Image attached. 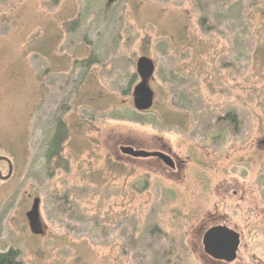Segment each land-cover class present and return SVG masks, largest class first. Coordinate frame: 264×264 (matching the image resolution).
I'll return each mask as SVG.
<instances>
[{"label": "rangeland", "instance_id": "obj_1", "mask_svg": "<svg viewBox=\"0 0 264 264\" xmlns=\"http://www.w3.org/2000/svg\"><path fill=\"white\" fill-rule=\"evenodd\" d=\"M263 141L264 0H0V252L206 264L213 214L240 230L236 264H264Z\"/></svg>", "mask_w": 264, "mask_h": 264}, {"label": "water", "instance_id": "obj_2", "mask_svg": "<svg viewBox=\"0 0 264 264\" xmlns=\"http://www.w3.org/2000/svg\"><path fill=\"white\" fill-rule=\"evenodd\" d=\"M137 71L141 78V83L135 88L134 91V106L136 109L145 111L148 110L152 105V94L148 88L147 82L152 73V65L149 60L142 59L138 63ZM0 162H6L8 165V174L6 176H0V181H5L10 179L12 172V164L7 158L0 157ZM33 205L26 214L29 221L30 227L33 231H37L38 220V205L39 201L37 199L33 200ZM205 249L210 256L216 259L224 260L226 262H232L235 258V253L238 247V238L235 233L226 231L223 233H217L215 231L210 232L205 237Z\"/></svg>", "mask_w": 264, "mask_h": 264}, {"label": "flooded vegetation", "instance_id": "obj_3", "mask_svg": "<svg viewBox=\"0 0 264 264\" xmlns=\"http://www.w3.org/2000/svg\"><path fill=\"white\" fill-rule=\"evenodd\" d=\"M264 142V141H263ZM124 152L126 153V154H129V155H134V156H137V151L135 152V151H132L131 149H129V148H126L125 150H124ZM143 155V153L142 154H139V156H142ZM151 158H156L157 160H160L162 163H164V164H166L167 166H169L170 168H172L173 167V161L170 159V157H168V156H164V155H161V154H154V155H151L150 156ZM3 163H5L6 165H7V163L6 162H3ZM9 167H8V165H7V169H8ZM12 169H14L13 168V165H12ZM11 169V170H12ZM8 171H9V169H8ZM8 171H7V174H8ZM12 173H13V170H12V172H11V176H12ZM6 174V175H7ZM0 176H2L1 175V172H0ZM10 176V177H11ZM3 177V176H2ZM39 206V205H38ZM209 217V221H210V225L209 226H206V227H204L203 228V231L202 230H200L199 231V237L201 238L200 239V245H198L199 246V248H200V251H201V253H202V255H201V258H202V260L206 263V264H236V263H239L238 262V254L237 253H239V248H240V243H241V233H240V230H239V228H237V226H230V224H227V223H224V222H220L221 220L220 219H215L216 217L215 216H213V214H212V216H208ZM39 223H41V222H39ZM39 223H37L38 225L37 226H40V225H42V224H40L39 225ZM212 231H215V232H217V233H225L226 231H230V232H232V233H235V235L237 236V238H238V247H237V251H236V253H235V258H234V260L232 261V262H226V261H224V260H220V259H216L215 257H213V256H210V254H208L207 252H206V249H205V237L207 236V234H209L210 232H212Z\"/></svg>", "mask_w": 264, "mask_h": 264}, {"label": "trees", "instance_id": "obj_4", "mask_svg": "<svg viewBox=\"0 0 264 264\" xmlns=\"http://www.w3.org/2000/svg\"><path fill=\"white\" fill-rule=\"evenodd\" d=\"M59 129H62V125L59 124L58 126V132ZM62 137L57 132L53 135L50 142L48 143L47 151H46V157L50 159L51 157L57 155L55 153L56 149L59 148L60 142ZM19 252L16 249L9 248L8 250L4 251L3 253L0 252V264H23L20 260Z\"/></svg>", "mask_w": 264, "mask_h": 264}]
</instances>
